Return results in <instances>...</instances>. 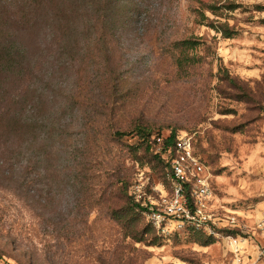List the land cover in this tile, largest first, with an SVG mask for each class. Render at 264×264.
Here are the masks:
<instances>
[{"label":"rangeland","instance_id":"obj_1","mask_svg":"<svg viewBox=\"0 0 264 264\" xmlns=\"http://www.w3.org/2000/svg\"><path fill=\"white\" fill-rule=\"evenodd\" d=\"M124 1L125 26L105 38L85 33L68 64L58 61L44 29L32 48L34 31L18 32L29 74L10 90L23 94L29 85L28 114L54 122L57 136L43 131L54 156L37 166L33 152L27 180L19 177L22 166L12 181L0 174V258L6 264H233L223 239L232 234L244 239L243 263L264 264V0ZM184 39L198 44L185 49L178 44ZM105 82L108 95L99 89ZM71 97L72 108L64 111ZM116 131L129 134H110ZM185 132L213 193L209 244L191 229L163 233L148 216L174 195L169 152L156 154L161 139Z\"/></svg>","mask_w":264,"mask_h":264},{"label":"trees","instance_id":"obj_2","mask_svg":"<svg viewBox=\"0 0 264 264\" xmlns=\"http://www.w3.org/2000/svg\"><path fill=\"white\" fill-rule=\"evenodd\" d=\"M129 14L128 6L124 0H0L1 175L5 173L11 175L9 180L12 181V174L13 176L16 175V170L22 166L23 170L19 173V177L24 181L27 180L29 162L33 152L36 156L37 166L40 165L41 161L50 160L54 156V152L43 139V131H46L49 136H57L53 133L54 122L46 124L39 117L28 114L25 105L29 85L22 89L24 90L23 94L15 93V88L13 91L10 90V83L13 84L14 80L17 79L26 80L29 74V70L23 62L25 43L18 39L20 31L25 27L34 31L35 35L29 43L30 48H32L41 34L40 30L44 29L46 34L51 37V46L59 50L58 61L62 60L64 64H68L66 62L73 60L75 53H79V49L81 50L79 42L81 36H84L85 33L103 32L105 38L107 34H114L118 29L125 26ZM223 32L226 37L232 36L230 31ZM178 44L185 49H193L198 43L192 39H184ZM109 88L107 82L101 83L99 87L106 95H108ZM73 98L75 100V96ZM49 104L51 103L49 102ZM76 104L74 102V106ZM61 107L64 111L70 110L72 97L70 100H66ZM111 110H114V107ZM138 132L142 139H147V148H151L153 142L149 138V133L143 128H140ZM110 134L114 137H122L129 133L116 131ZM177 136L176 133H170L162 139L161 150L156 153L160 159L169 149H171L169 155H173ZM61 153H64V150H61ZM166 165L170 168L169 162ZM116 168L118 172L116 176H119L117 178L119 181L122 178L120 166ZM88 170H90L88 167L81 169L84 176H90ZM119 182L122 183V179ZM118 190L120 192L124 190L122 184ZM191 190L190 183L185 182L184 195L192 203ZM134 204L141 208L140 203ZM131 209H135V207ZM115 216L117 218L122 217L118 213ZM190 231L197 234V240L204 244L212 242V234H207L202 230ZM203 235L206 236V239H203Z\"/></svg>","mask_w":264,"mask_h":264},{"label":"built area","instance_id":"obj_3","mask_svg":"<svg viewBox=\"0 0 264 264\" xmlns=\"http://www.w3.org/2000/svg\"><path fill=\"white\" fill-rule=\"evenodd\" d=\"M162 142V139H161ZM171 149L168 150L170 152ZM170 171L174 180V195L164 209L150 207L148 216L158 230L167 232L172 226L176 229L202 230L213 234V214L208 206L213 195L207 177L206 168L199 156L195 154L193 137L187 132L177 136L174 144V153L169 157ZM189 182L192 186V203L184 195V184ZM235 219H231L234 224ZM259 228L264 234V211ZM234 256L233 264H245L246 255L244 239L237 235H223ZM0 264H6L0 258Z\"/></svg>","mask_w":264,"mask_h":264}]
</instances>
